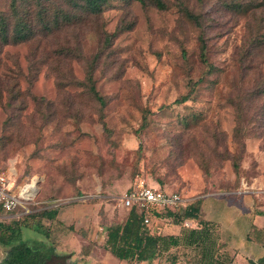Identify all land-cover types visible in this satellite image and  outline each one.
Returning <instances> with one entry per match:
<instances>
[{"label":"rangeland","instance_id":"1","mask_svg":"<svg viewBox=\"0 0 264 264\" xmlns=\"http://www.w3.org/2000/svg\"><path fill=\"white\" fill-rule=\"evenodd\" d=\"M144 1L108 0L98 15L0 45V170L14 183L38 179L29 211H0V221L94 205L82 222L74 215L67 224H50L37 215L34 221L50 228L48 237L23 229L20 239L53 246L58 256L48 264H126L112 261L101 238L127 217L121 198L136 179L177 192L191 205L209 192L251 194L264 214V131H247L238 172L229 159L236 125L230 97L264 81V44L252 49L250 43L264 39V0H160L162 9ZM184 8L201 16L200 28ZM7 11L8 0H0V12ZM201 30L216 68L210 74L199 58ZM91 67L102 107L83 85ZM190 85V99L175 103ZM205 200L215 210L228 202ZM181 221L151 216L141 226L176 236L186 229ZM259 223L263 231L253 228L251 241L231 239L251 257L235 258L236 264H257L264 256V215ZM8 249L0 244V264ZM185 255L183 247L163 246L138 264H202Z\"/></svg>","mask_w":264,"mask_h":264},{"label":"trees","instance_id":"2","mask_svg":"<svg viewBox=\"0 0 264 264\" xmlns=\"http://www.w3.org/2000/svg\"><path fill=\"white\" fill-rule=\"evenodd\" d=\"M143 5L144 0H139ZM158 8H164L160 0H153ZM108 0H8V11L0 12V45L20 43L29 39L36 29L46 32L59 27L60 25L71 24L79 20L83 15H98L106 7ZM185 16L196 26L201 27V16L194 14L187 8L183 9ZM123 30V29H121ZM120 29L118 31H121ZM109 39V38H108ZM199 46V58L201 63L206 67V73L210 74L216 68L209 62L207 56V42L203 30L197 36ZM252 49L259 43L264 44V39L251 40ZM250 49L246 55L250 54ZM197 80L194 83L202 81ZM262 81V80H261ZM256 83L249 91L240 92L235 99L230 97V101L236 110V125L233 132L234 151L230 154L229 159L235 172H238L240 165L239 160L245 151L244 136L247 131L253 133V126L257 131H264V104H258L264 98V81ZM83 85L89 96L94 99L99 106L105 105V98L100 95L95 87L92 78V67L87 70ZM190 92L175 99V103H184L190 99V93L193 91V85H190ZM143 122L145 116L143 115ZM255 123H257L255 125ZM249 127L250 130L248 129ZM0 211H4L0 207ZM58 212L57 207L43 209L38 214H26L21 220H12L9 223L0 221V244L8 246L9 249L4 257L2 264H48L53 256H58L53 246L32 243L20 239L19 236L23 229H30L34 232L41 233L48 237L50 228L46 227L43 222H35L34 218L39 215L41 219H47L50 224L55 219ZM155 216L169 217L175 222L185 218H197V209L194 205H188L181 213H173L168 210L157 212ZM143 213L135 207L131 208L123 224L111 225L107 230L106 245L108 249L118 258L128 261L147 260L152 257L155 245L160 236H154L148 233L141 225ZM181 221V222H182ZM49 224V225H50ZM49 228V229H48ZM203 225L202 229H205ZM198 230H189L185 236L189 243H202L203 257L212 258L208 242V233L203 230L198 234ZM171 238V237H170ZM206 240V241H204ZM202 241V242H200ZM173 262H158L156 264H172ZM66 264H76L75 262H66ZM213 264V263H212ZM220 264H229L228 259ZM257 264H264V256L257 259Z\"/></svg>","mask_w":264,"mask_h":264},{"label":"crops","instance_id":"3","mask_svg":"<svg viewBox=\"0 0 264 264\" xmlns=\"http://www.w3.org/2000/svg\"><path fill=\"white\" fill-rule=\"evenodd\" d=\"M223 196L228 198V202L226 207H222L220 209H214L211 206L210 201L205 200L206 197H220ZM214 201V200H212ZM211 201V203H212ZM219 201V200H218ZM221 201V200H220ZM194 206L197 209V218H185L184 220H188L190 223L189 226H185L186 229H182L178 235H160V234H151L154 236L163 237V239H159L155 245L154 251L152 255L156 254L160 248L164 246V248H168L171 246L183 247L187 252L185 258H200L202 264H220V261L223 262L225 259H228L229 264H236L237 261L235 258H251L250 253H242L239 251L235 245H232L231 239L238 238L239 240L244 239L245 241H251L250 232L253 231V228H258V230L263 231V224L259 223V219L263 217L262 207L255 206L254 198L251 194H243L242 196L236 197L226 196L221 194V192H209L201 197L195 202ZM89 206V207H88ZM94 206V205H93ZM92 205H85L84 207H74L72 208H63L58 210L57 215L51 223L58 220L61 224H67L68 221H71L74 215L80 219V222L85 221L87 218L86 215L89 211V214L93 212ZM254 206V207H253ZM230 207V209H229ZM261 209V210H259ZM233 211V213L231 212ZM157 217V216H156ZM162 216H158L161 218ZM244 218V220H242ZM126 219V218H125ZM124 219V221H125ZM171 219V218H170ZM124 221L120 224H123ZM57 222V223H59ZM59 223V224H60ZM98 224V223H96ZM184 225V223H183ZM203 225H205V229H202ZM109 227V226H108ZM106 233L102 236L101 241H106L107 238V230ZM188 227V228H187ZM256 228V229H257ZM198 230V232H202L203 230L208 235V242L210 244L211 251L213 252L212 258L203 257V245L206 243H202V246L199 243H189L185 238L186 234L189 230ZM198 233V234H199ZM171 237V238H170ZM206 241V240H204ZM202 242V241H200ZM99 243V242H98ZM106 244V243H105ZM248 254V255H247ZM109 255L111 256L112 261L117 263L124 262L126 264H138L145 260L141 261H128L125 259H120L115 256L110 250ZM151 255V256H152ZM172 255L170 258H174ZM150 258V257H149ZM260 258V257H259Z\"/></svg>","mask_w":264,"mask_h":264},{"label":"built area","instance_id":"4","mask_svg":"<svg viewBox=\"0 0 264 264\" xmlns=\"http://www.w3.org/2000/svg\"><path fill=\"white\" fill-rule=\"evenodd\" d=\"M37 178L35 176L21 183L10 180L7 172L0 170V207L10 212L15 209L29 211L28 204L33 203L37 194ZM122 204L130 210L135 207L143 213L142 223L148 225L155 213L168 210L180 213L188 205L190 199L174 191H167L147 184L142 179H136L133 185L123 194ZM184 225L189 226L188 220Z\"/></svg>","mask_w":264,"mask_h":264}]
</instances>
